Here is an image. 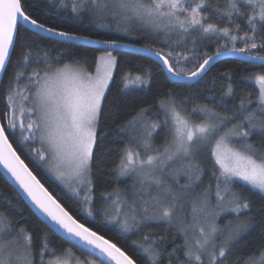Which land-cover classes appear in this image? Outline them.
<instances>
[{"label": "snow or ice", "instance_id": "snow-or-ice-1", "mask_svg": "<svg viewBox=\"0 0 264 264\" xmlns=\"http://www.w3.org/2000/svg\"><path fill=\"white\" fill-rule=\"evenodd\" d=\"M226 4L225 10L211 9L219 17L228 19L230 26L225 27L205 23L210 19V0H71V11L77 15L87 11L98 19H103L106 13L111 12L114 18L118 17L123 22L136 20L151 26L156 34L165 35L164 43L169 51L153 48H144L142 51L158 58L171 75L192 78L203 73L206 66L224 52L251 53L252 50H264V36L260 35L264 32V0H226ZM241 4L249 11H242ZM64 6L67 7V4ZM234 17L246 21L248 30L243 35L238 34L241 31L239 23L231 26ZM25 25L68 40L88 39L47 27L23 11L22 0H0V69H4L10 59V50L21 30L30 31ZM98 26L104 25L101 23ZM172 33L178 34L181 42L196 33L201 39L213 35L218 39L226 38V43L219 45L213 55H201L195 48L197 41L194 38L192 49L177 52V45L168 43L167 37ZM238 40L243 42L244 47H236ZM98 43L107 45L109 49L121 47L116 40ZM190 58L198 62L202 59V62L187 72L177 67L181 61ZM248 59L264 62V56L260 55H249ZM33 62L38 66L28 72ZM41 62L43 67H39ZM56 63H60L59 59ZM94 64V71L87 70L76 59L53 67L46 51L42 57H33L31 48L22 46L21 60L18 61L6 97L9 111L5 114L7 129H18L22 142L38 143L39 148H32V151L41 162H48L49 170L56 173L57 179L70 187L77 196L83 191V203L89 205L86 209L88 216L93 215L90 207L93 202L91 172L98 143L97 129L118 60L108 50L98 55ZM21 80H24L23 86ZM122 82L124 89L146 85L148 76L133 77L126 73ZM255 85L259 93L255 109L249 110L248 106L252 103L250 98L241 99L239 107L232 114H228V109L221 114L202 106L193 109L204 116L199 123H194L171 97L161 100L160 109L164 113L163 123L167 131L164 143L158 147L152 146L151 139L160 124L144 119L148 109H141L136 116L121 125L122 131L136 130V147H125L116 171L120 176L136 173L140 178V188L131 204L115 189L102 195L105 200L111 201L114 212L112 219L122 231L139 230L149 222H172L177 205L183 207V198L201 179L202 169L196 156L198 146L206 145H211V156L214 158L216 203L214 206L210 204L211 185L191 200V220L180 221L183 226L179 231L184 235L183 245L180 246L183 248L184 260L180 264H223L243 235L257 225L264 226V208L254 212L253 205L233 191L232 187L235 181H242L251 189L264 193V75L255 76ZM233 94L229 85L224 95ZM7 129L0 125V167L44 217L41 222L46 221L50 231L58 230L65 239H70L85 248L90 256L96 257L87 261L77 258L76 264H136L127 251L66 210L18 154L10 142ZM254 134L260 138L258 144L250 140ZM175 160L181 161V167L176 169L177 175L182 173L188 181L179 189H174L164 179L169 162ZM153 185L154 195L151 191ZM217 210L234 213L235 220L221 228L215 219L219 215ZM105 214H109L108 209H105ZM201 220L205 223L201 224ZM139 248L147 254L149 264H159L161 249L154 239L145 235ZM176 252L177 248H173L169 253V264ZM46 256L53 258L45 260ZM71 257L70 249L57 255L50 248L47 235L41 237L37 253L32 233L27 227L19 225L18 221L13 222L0 212V264H70ZM244 264H264V247L259 250V261L254 253Z\"/></svg>", "mask_w": 264, "mask_h": 264}, {"label": "trees", "instance_id": "trees-1", "mask_svg": "<svg viewBox=\"0 0 264 264\" xmlns=\"http://www.w3.org/2000/svg\"><path fill=\"white\" fill-rule=\"evenodd\" d=\"M67 4V7L64 5ZM242 11H249L245 5H239ZM23 11L43 22L47 27H53L57 31H64L71 35L87 37L89 39L105 41L116 40L136 46L162 49L169 51V47L164 43L166 37L163 33L156 34L149 25L140 21L131 20L121 21L118 17H113L111 12L104 15L103 19H98L90 15L87 11L77 15L71 11V0H22ZM226 0H210V19L205 23H215L219 27L230 26L227 18H221L211 9L219 8L225 10ZM103 24V27L98 24ZM239 23L243 35L247 31L246 21L239 17H234L232 25ZM33 31H23L16 37L10 59L5 67L0 80V123L7 129L5 114L9 111L7 107V94L18 68V61L21 60L22 46L31 48L33 57L43 56L45 51L53 63V67H59L64 62H71L73 59L79 60L89 71L94 70V62L97 54L101 50L77 45L73 43L54 40L42 35H33ZM235 34V33H234ZM264 36V32L260 33ZM196 39V50L199 54L213 55L219 45L226 43V38L218 39L215 35L201 39L196 33L187 36L181 42L178 34L172 33L167 37L168 43H175V51L182 52L185 49H192V40ZM259 43V37L257 38ZM231 47V44H229ZM236 47H244L242 41H236ZM117 57L118 64L114 69L113 79L110 81L109 89L106 92V99L103 102V111L99 119L97 129L98 143L95 147V157L92 162V181L93 191L91 193L93 202L90 205L93 215L88 216L87 208L83 200L68 193L60 186L48 173L45 163L31 152L27 142H22L19 131L7 129L10 142L17 150L18 154L33 171V174L51 192L59 202L81 222L91 227L93 230L102 234L117 246L121 247L136 261V264H149L147 254L139 248V243L145 235L154 239L161 249L159 264H169V253L173 248H177L175 258L171 264H180L184 260L183 248L180 247L184 242V235L179 229L183 226L179 216H174L171 223L166 221L149 222L147 226L140 227L139 230L131 232L122 231L116 223L110 221L109 214L102 212L110 200H105L104 193L124 190L131 181L129 176H120L116 171L120 156L125 147H136V130H121V125L136 116L141 109H148L144 118L147 122H159V128L153 133L151 144L158 147L164 143L167 131L163 123L164 113L160 109V101L166 97H171L183 110L184 113L194 122L199 123L204 119L203 114L194 112L207 106L216 112L223 114L225 109L230 110L228 114L239 107L241 99H251L252 103L248 106L249 110L257 107L258 87L253 81L256 74L264 75V64L250 63L238 58L227 57L215 61L197 81L192 83H181L171 81L162 66L155 60L145 55L129 51H112ZM252 55L264 56V50H252ZM59 59L60 63H56ZM202 62V59L199 61ZM198 61L190 58L188 61H181L178 68H183L185 72L198 66ZM38 65L33 64L28 68L31 72ZM39 67H43V62ZM130 73L131 76L147 75L146 85L130 86L123 88L122 77ZM21 86L24 80L20 81ZM231 85L234 94L225 96L228 86ZM252 143L258 144L260 138L254 134L250 138ZM196 159L202 169L201 179L193 185L192 194L188 193L185 201L186 210L191 200L198 194L203 193L204 189L211 185L212 195L209 197L210 204L214 206V194L216 180L213 176L214 158L211 156V145L198 146ZM142 151V150H141ZM183 179L178 184L169 182L174 189H179ZM233 191L241 194L252 205L253 211L264 208V193L251 189L243 184L242 181H235ZM211 209V208H210ZM0 212L9 216L13 222L27 227L32 233L34 250L38 253L40 240L43 235H47L50 248L54 249L57 255H62L65 250L70 249L76 257L81 259H95L86 252L69 244L60 236L41 222V219L23 201L5 177L0 173ZM185 215V214H184ZM176 217V219H175ZM188 215L182 217L187 220ZM216 223L221 228L229 221L235 220V214L223 211L216 218ZM162 238V239H161ZM135 242V243H134ZM264 247V226L257 225L254 229L243 235L238 243L232 248L223 264H244V261L254 253L259 261V250ZM53 257L46 256L45 260ZM207 264V262H206Z\"/></svg>", "mask_w": 264, "mask_h": 264}, {"label": "water", "instance_id": "water-1", "mask_svg": "<svg viewBox=\"0 0 264 264\" xmlns=\"http://www.w3.org/2000/svg\"><path fill=\"white\" fill-rule=\"evenodd\" d=\"M25 27L29 28L31 31H33L34 33H36L38 35H42V36H45V37H48V38H51V39H54V40L62 41V42L73 43V44H77V45L91 47V48H95V49H98V50H101V51H108V50H111V51H129V52H135V53H139V54L145 55V56L150 57L153 60L157 61L162 66V68L164 69V71L167 74L168 78L171 81H173V82H181V83H192V82H195V81H197L199 78H201L205 74L206 70L215 61H217L219 59L227 58V57L238 58V59L250 62V63L264 64V62H261L259 60L253 61V60L248 59L249 55H252V54H249V53L224 52L222 55H220V56L216 57L215 59H213L209 63V65L206 66L204 72L201 73L200 75H198L196 77H192V78H189L186 75L185 76H181V77H176V76H173L170 73H168V71L164 68L162 62L158 58H156L155 56L151 55L150 53H146V52L142 51V49H144L146 47H141V46H136V45H132V44L124 43V42H119L121 47H118L116 49H109L107 45H105L103 43H98V42H100L98 40H93V39H89V38L87 40H84V39L68 40V39H65L64 37H60V36H56V35H50L47 32H41L40 29H32L30 25H25ZM74 36H76V35H74ZM80 37H82V36H80ZM89 41H96L97 43H89ZM11 52H12V49L10 50V55H11ZM8 61L6 62V65H7ZM6 65H5V67H6ZM5 67H4V69H0V80H1V77H2L3 72L5 70ZM0 125H1V123H0ZM0 173L5 177V179L8 181V183L18 193V195L23 199V201L30 207V209L41 219V221H44V217L35 209V207L30 203V201L28 200L26 195L22 192V190L18 187V185L15 184V182L12 180L10 175H8L2 167H0ZM43 223L47 226V222L46 221L43 222ZM53 232L56 233L58 236H60L62 239H64L69 244H71V245L79 248L80 250L86 252L87 254H89L88 251L85 248L74 244L70 239H65L63 237V234L61 232H59L58 230L57 231H53ZM92 257L96 259V257L94 255H92Z\"/></svg>", "mask_w": 264, "mask_h": 264}, {"label": "rangeland", "instance_id": "rangeland-1", "mask_svg": "<svg viewBox=\"0 0 264 264\" xmlns=\"http://www.w3.org/2000/svg\"><path fill=\"white\" fill-rule=\"evenodd\" d=\"M102 52H105V51H101L97 54L100 55ZM114 55V54H113ZM94 71V70H93ZM256 75H263V74H256ZM255 75V76H256ZM255 76L253 77V81L255 82ZM258 87V86H257ZM18 130V129H17ZM19 131V130H18ZM28 143V146L29 148L31 149V152L34 153L36 155L35 152L32 151V148H39V144L38 143H32L31 141H27ZM142 150V149H141ZM45 163V166H46V169L48 171V173L53 177V179L60 185L62 186L68 193L72 194V195H75V193L72 191V189L68 186H66V184L64 182H62L61 180L57 179V176H56V173L54 171H50L49 170V164L48 162H44ZM181 167V161L180 160H175V161H170L169 162V165H168V172L167 174H165L164 176V179H165V182L168 184L169 182H173L174 184H178L176 181L180 180V179H183V182L182 183H186L188 182L187 181V177L185 175H183L182 173H180L179 175H177L176 173V169H179ZM125 176H129L131 177V181L129 183V185L127 187L124 188V190L122 191H119L121 194H122V198L124 200L127 201L128 204H131L132 201L136 198L135 197V194L137 192V190L140 188V183H139V176L136 174V173H129ZM175 177V178H174ZM170 185V184H168ZM75 186V185H74ZM193 190V188H192ZM192 190L189 192L192 194ZM152 194L154 195L155 194V186L153 185V188H152ZM83 191L81 192V195L78 196L80 197L82 200H83ZM77 196V195H76ZM215 196V194H214ZM187 197V195L185 196ZM183 198L182 200V204H183V207L181 208L180 205L178 204L177 207H176V210H175V214L174 216H179V220L182 219V217H184L185 215H188V221L191 220V204L188 205L189 207V211L186 210V204H185V201H186V198ZM214 203H216V200L214 198L213 200ZM137 204H139V201L137 200ZM215 205V204H214ZM105 209H108V212H109V216H111L109 219L111 222L115 223V221L112 219V216L114 215V212H112V206H111V202H108L106 204L105 207L102 208V212L105 214ZM212 209H209V211H211ZM125 211H127V209H125ZM219 211V210H217ZM223 211H219V215L222 213ZM185 214V215H184ZM175 217V219H176ZM185 220V218H184ZM181 223V222H180ZM201 224H204L205 221L204 220H201L200 221ZM117 224V223H116ZM118 225V224H117ZM120 227V225H118ZM191 229L189 230L190 234H191ZM72 253V257L70 258V264H76V259L78 257L75 256V254L71 251ZM80 261H87V260H92L90 258L86 259H81V258H78Z\"/></svg>", "mask_w": 264, "mask_h": 264}]
</instances>
